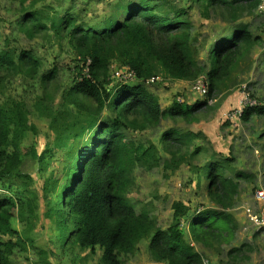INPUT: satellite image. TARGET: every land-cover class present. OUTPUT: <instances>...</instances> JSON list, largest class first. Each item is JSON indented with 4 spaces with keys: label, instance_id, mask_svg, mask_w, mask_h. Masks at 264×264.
Masks as SVG:
<instances>
[{
    "label": "trees",
    "instance_id": "obj_1",
    "mask_svg": "<svg viewBox=\"0 0 264 264\" xmlns=\"http://www.w3.org/2000/svg\"><path fill=\"white\" fill-rule=\"evenodd\" d=\"M20 1L24 6L27 0ZM191 1L202 6L204 18L209 17L211 10L223 9L229 12L232 19L242 10L258 9L261 3V0ZM37 3L38 0H32L33 5ZM131 6L134 9L127 18L109 26L107 21L111 16L102 29L87 26L70 12L61 14L47 5L43 9L47 14L39 10H25L17 22L19 29L31 40L50 31L67 38L79 70L74 85L63 95L65 109L56 112L43 105L47 100H42L41 105L38 103L40 116L51 119L55 138L53 147L47 145L40 155L33 148L30 151L33 158L41 170L47 169L48 159H52L56 151H66L67 158L75 163L66 168L67 176H71L61 191L59 180L53 176L45 181V195L56 196L55 200L48 202L46 218L56 226L63 250L73 253L76 247L81 251L90 250L93 254L100 250L99 264H124L121 256L132 254L143 240L149 241L150 254L158 263L203 264L206 259L186 240L184 223L192 240L204 249L229 244L237 226L233 224L232 215L226 211L238 192L236 180L248 179V176L231 169L232 158L211 160L205 166V173L208 168L207 193L209 203L215 204L216 208L206 206L192 212L189 205L175 201L172 204L173 222L164 230L147 211L137 212L127 196L134 183L135 170L139 167L151 170L158 165L155 147L136 146L126 140L121 130L136 125L146 129L159 125L162 120L193 119L196 112L209 106L218 84L230 76L244 48L249 50L260 38L253 37L245 24L239 25L232 35L220 38L210 52L206 99L193 105L175 100L170 106L162 108L157 97L141 84L118 83L108 87L110 61L133 70L139 80H148L157 71L174 80H193L204 73V68L199 66L192 48V25L182 19L187 13L184 9L166 8L165 5L145 9L142 3ZM172 13L175 17L170 18ZM88 59L92 62L89 67ZM41 69V61L31 52L1 49L0 44V71L36 78ZM56 77L57 70L54 68L42 75L41 81L46 84ZM71 106L77 110V120L70 118L67 110ZM106 111L113 117L103 120L102 114ZM254 115L264 116V104L246 107L241 119L249 122ZM28 120L24 103L0 105L2 180L9 177L29 178L20 172L21 144L29 132L35 131ZM188 135L190 137H184L177 131L169 130L162 140L181 146L198 138L193 133ZM179 149L178 146L176 150ZM199 153L201 148L193 154ZM227 170L234 172V178L225 175ZM35 209L30 199L0 197V264H12L16 248L23 252L27 250L28 240L14 227L13 220L19 217L31 227L32 216L37 219ZM262 231L264 228L255 236ZM4 238L8 239L3 242ZM245 248L249 249V246L242 244L232 248L228 256L236 258L245 253Z\"/></svg>",
    "mask_w": 264,
    "mask_h": 264
},
{
    "label": "rangeland",
    "instance_id": "obj_2",
    "mask_svg": "<svg viewBox=\"0 0 264 264\" xmlns=\"http://www.w3.org/2000/svg\"><path fill=\"white\" fill-rule=\"evenodd\" d=\"M134 3H142L145 9L165 5L166 8L173 6L187 12L182 19L191 22L192 48L199 66L204 68V73L198 77H207L211 68L212 46L222 36L232 35L239 25H247L253 37L260 38L249 50L244 48L243 55L238 58L230 76L218 84L209 106L196 112L193 119L162 120L157 126H148L146 129H140L137 125L129 126L121 132L127 141L135 143L136 146L155 147L158 165L151 170L144 167L136 169L134 183L127 196L137 212L147 211L164 230L173 222L172 204L175 201L189 205L192 212L206 206L216 208L208 200V168L205 173V166L213 159L232 158L231 169L243 172L248 179L236 180L239 185L238 192L232 206L226 211L232 215L233 224L237 226L230 243L204 249L192 240L186 223L183 225V232L186 233V240L203 255L207 264H264V231L255 236L260 230H254L255 227L250 222L249 226L246 224L249 221L246 220V212H255L258 209L254 199L255 192H264V116L254 115L249 122L242 121L239 114L233 119L229 118L246 100L257 105L264 104V0H261L258 9L242 10L235 15V19L223 9L211 10L209 17L204 18L202 6L191 0H38L36 5L32 4V0H27L24 6L20 0H0L1 49L13 48L18 52H31L42 63V69L36 78L22 73L8 74L0 71V105L24 103L28 111L29 125L35 128V131L28 133L20 147V172L29 178L0 179V197L12 196L16 200L24 201L30 199L37 214L36 220L30 216L33 222L31 227L19 217L14 218V227L22 232L28 244L24 252L19 248L15 249L12 264H99L102 255L100 250L95 254L76 247L73 253L63 250L56 226L46 218L48 202L55 200L56 196L45 195V181L53 176L59 180L61 191L71 176H67L66 168L75 163L67 158L66 151H56L52 159L47 158V169L41 170L30 153L35 148L40 155L47 145L53 147L55 132L51 127V119L40 116L38 103L41 105L42 100H47L43 105L50 106L56 112L65 109L63 95L74 85L79 73L72 45L67 38L52 31L31 40L19 29L17 22L25 10H39L47 14L43 10L47 5L61 14L70 12L77 16L79 22L101 29L107 23L112 26L118 20L127 18L134 9L131 6ZM111 16L113 17L108 20ZM173 17L174 13L170 15V18ZM90 60L87 61L88 67L92 63ZM54 68L57 70L56 79L43 83L41 76ZM124 70L118 62L110 61L108 87L119 82V75ZM151 78L157 80L146 89L158 97L162 108L170 106L175 100L192 105L206 99L192 93V86L197 78L184 81L182 86L176 82L179 80L171 79L159 71ZM45 97L48 99H44ZM67 111L70 112L72 120H77L78 113L74 106ZM102 116L103 120L113 117L108 111ZM129 119L132 120V117ZM169 130L177 131L184 137H190L188 134L193 133L198 138L181 146L173 142L167 143L162 137ZM178 146L179 151L176 150ZM197 148H201V153L194 155ZM225 172L228 178H234L233 171ZM242 244L249 246V249L245 248V253L236 258L228 256L232 248H238ZM120 259L124 264H164L153 260L148 240L141 241L132 254L122 255Z\"/></svg>",
    "mask_w": 264,
    "mask_h": 264
},
{
    "label": "built area",
    "instance_id": "obj_3",
    "mask_svg": "<svg viewBox=\"0 0 264 264\" xmlns=\"http://www.w3.org/2000/svg\"><path fill=\"white\" fill-rule=\"evenodd\" d=\"M135 79H136V74L133 70L126 69L122 71L121 74L119 75V82L123 84H126ZM156 80H157L156 78H151L147 81V84L154 83ZM192 90L200 97H207L209 91L208 78L206 76L198 77L192 86ZM254 105L257 104L253 101L248 102V100H246L245 103L240 106L239 110H235L229 115V118L233 119L234 117H236V114H239V117H241L246 107L254 106ZM254 199L256 204L258 205V209L255 212H251L250 210H248V212L246 213L249 222L257 230H260L264 228V192L257 190L254 194ZM203 264H207V263L204 262Z\"/></svg>",
    "mask_w": 264,
    "mask_h": 264
},
{
    "label": "crops",
    "instance_id": "obj_4",
    "mask_svg": "<svg viewBox=\"0 0 264 264\" xmlns=\"http://www.w3.org/2000/svg\"><path fill=\"white\" fill-rule=\"evenodd\" d=\"M92 27H96V26H92ZM103 27V26H102ZM102 29V28H101ZM223 37V36H222ZM221 37V38H222ZM220 39V38H219ZM218 39V40H219ZM217 40V41H218ZM216 41V42H217ZM176 82H178L179 83V85L180 86H182V84L184 83V81H176ZM139 84H141V85H143V87H145V88H148V87H150V84H147V81H145V80H136V81H133V82H131V83H129L128 85H132V86H136V85H139ZM148 85V86H147ZM150 92V91H149ZM151 93V92H150ZM192 93H194L195 95H198V94H196L193 90H192ZM154 95V94H153ZM154 96H156V95H154ZM199 96V95H198ZM157 97V96H156ZM158 98V97H157ZM195 104V103H194ZM187 105H189V104H187ZM193 105V104H192ZM245 216V215H244ZM245 218H246V216H245ZM246 220H248L247 218H246ZM246 224L249 226V221H247L246 222ZM254 230H257L256 228L254 229Z\"/></svg>",
    "mask_w": 264,
    "mask_h": 264
},
{
    "label": "clouds",
    "instance_id": "obj_5",
    "mask_svg": "<svg viewBox=\"0 0 264 264\" xmlns=\"http://www.w3.org/2000/svg\"><path fill=\"white\" fill-rule=\"evenodd\" d=\"M261 4V3H260ZM260 6V5H259ZM126 70V69H125ZM136 80H139V79H137V77H136V79L135 80H133V81H136ZM149 80V79H148ZM148 80H145V81H148ZM133 81H130V82H128V83H126V84H123V83H120V82H118V83H120L121 85H128L129 83H131V82H133ZM117 83V84H118ZM179 102V101H178ZM261 230V229H260Z\"/></svg>",
    "mask_w": 264,
    "mask_h": 264
}]
</instances>
